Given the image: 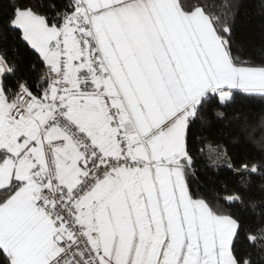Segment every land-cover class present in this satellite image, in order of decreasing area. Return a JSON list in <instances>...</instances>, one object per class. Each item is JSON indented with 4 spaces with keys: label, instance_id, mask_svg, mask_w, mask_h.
<instances>
[{
    "label": "snow or ice",
    "instance_id": "1",
    "mask_svg": "<svg viewBox=\"0 0 264 264\" xmlns=\"http://www.w3.org/2000/svg\"><path fill=\"white\" fill-rule=\"evenodd\" d=\"M0 264H264V0H0Z\"/></svg>",
    "mask_w": 264,
    "mask_h": 264
}]
</instances>
